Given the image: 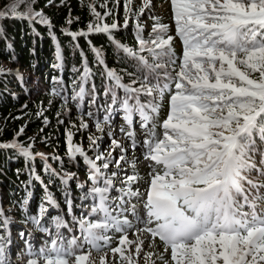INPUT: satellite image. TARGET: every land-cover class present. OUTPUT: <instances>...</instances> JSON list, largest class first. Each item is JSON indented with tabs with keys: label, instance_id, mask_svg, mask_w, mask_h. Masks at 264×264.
<instances>
[{
	"label": "snow or ice",
	"instance_id": "snow-or-ice-1",
	"mask_svg": "<svg viewBox=\"0 0 264 264\" xmlns=\"http://www.w3.org/2000/svg\"><path fill=\"white\" fill-rule=\"evenodd\" d=\"M34 3L35 0H12L7 12L0 11V19L10 15L32 21L39 17L40 23L50 26V20L34 10ZM115 3L119 5L120 0ZM132 3L125 0V27L130 13L139 17L151 7V0H143L133 13ZM100 6L107 9V0ZM171 6L175 37L182 44L179 57L172 47L175 37L168 34L170 26L153 17L157 22L148 39L137 23V48L117 44L136 62L135 71L127 73L130 83H123L122 75L106 66L101 72L109 82L104 88V95L111 99L109 109L122 110L128 126L138 115L144 130L138 145L133 131L120 129L133 150L143 147V158L149 162L150 179L140 200L142 210L134 205L130 210L126 207L130 198L141 197L139 189L132 187L138 174L127 175L121 188L115 189L113 178L118 173L109 175L104 171L109 169L105 156L98 154L94 160L86 157L91 168L88 179L93 204L87 215L76 221L81 235L65 238L60 229L68 228V223L60 216L53 217L56 238L38 252L29 246L32 258L26 264H85L90 256V252L84 254L85 245L96 251L110 248L121 261L132 264V255H125L122 246L135 244L139 256L145 243L137 235L140 233L151 237L149 247L156 239L163 245L158 255L161 264H169L165 259L169 253L171 264H264V0H171ZM88 7L94 17L88 31L65 29V34L76 39L92 32L110 34L118 28L115 22L103 23L112 14L111 9L102 15L96 11L95 0ZM66 22L71 25L73 20L69 17ZM96 55L97 63L103 65L99 52ZM92 75L85 64L73 100L83 101V85ZM92 88L95 91V84ZM166 95L168 111L161 121ZM117 105L118 109L114 107ZM110 118L104 116L103 123ZM81 127L87 128L88 124L82 121ZM95 127L104 130L100 121ZM23 132L22 127L17 135ZM89 139L96 144L94 138ZM67 143L70 158L85 156L80 146L73 145L71 132ZM112 146L124 150L115 139ZM0 148L18 149L29 159L33 155L15 140L0 143ZM124 160L123 155L115 160L118 169ZM96 161L102 163L98 165ZM138 162L139 158L129 163L135 169ZM70 178L61 182L67 184ZM114 189L119 195H110ZM46 200L51 207H59L50 194ZM66 204L71 212L72 201L67 199ZM47 211L41 205L40 216ZM31 219L40 223L37 217ZM7 223L5 220L4 225ZM130 231L137 235L136 241L129 240ZM109 233L121 234L119 246L110 247L113 237ZM3 241L0 236V264H7ZM153 255L145 254L146 264H156L151 260ZM101 264H106L103 257Z\"/></svg>",
	"mask_w": 264,
	"mask_h": 264
},
{
	"label": "trees",
	"instance_id": "trees-1",
	"mask_svg": "<svg viewBox=\"0 0 264 264\" xmlns=\"http://www.w3.org/2000/svg\"><path fill=\"white\" fill-rule=\"evenodd\" d=\"M11 2L12 0H0V11L7 12ZM92 2L93 0H52V3H49L48 0H35L34 10L47 17L51 22L50 26L40 23L39 17L32 21L15 19L10 15L0 19V67L18 68L29 78L35 89L34 93L14 98L10 91L5 90V86L12 82V78L0 77V143L7 144L15 140L29 148L32 154H37L38 149H43L50 156L46 161L31 160L24 157L18 149L0 148V189L6 192V203L12 207V215L20 220H29L34 232L38 233L40 232L38 227L41 225L48 227L53 221L52 218L57 216L52 210L45 212L43 217L40 216L41 205L49 208L44 191L37 183L38 176L41 184L45 185L49 194L56 199L64 215L75 212V216L68 222L72 233L60 229L67 239L73 235H81L76 224V221L83 217L79 209L89 212L93 204L89 195L91 182L88 179L91 168L86 157L94 160L98 154L105 156L106 162H109V169L104 171L109 175L111 172L118 173V176L113 178L115 189L121 188V182L128 174L134 172L138 174V181L141 174L133 168H124L122 164L125 160L121 162L119 169L114 164V161L123 154L119 153L121 151L119 148H113L112 140L118 141L124 135L117 128L116 121L121 119L119 123L123 127L126 123L122 110L109 109L110 96L104 95V88L109 82L101 72L106 66L121 74L123 83H130L127 73L135 71L136 62L122 48L117 47V44L137 48L136 25L139 23L142 26L143 22L140 17L130 13L131 18L127 27L120 23L123 18L121 3H125V0H120V5H116L115 0H108L107 9L100 6L103 0H95L96 11L102 15L106 10H112V14L105 17L103 23L111 25L116 21L118 28L113 29L110 34L92 32L76 39L65 34V29L72 32L88 31L89 22L94 20L88 7ZM138 9L134 8L133 13ZM20 10L24 11V8ZM69 17L73 20L71 25L66 22ZM152 18L147 17L150 28L142 33L145 39H148L152 25L157 20L164 25L160 19ZM173 48L179 57L178 49ZM97 52L104 61L103 65L97 63ZM85 64L93 75L83 85L86 89L83 101L73 100L72 96L79 91ZM168 70L171 71V67ZM93 84L95 91L92 88ZM118 94L123 95L122 90H118ZM114 107L118 109V105ZM162 111L161 108L160 114ZM89 112L93 115H87ZM106 115H110L111 118L108 123H103ZM82 121L88 124L87 128L81 127ZM97 121L102 123L103 132L96 129ZM133 121L135 125L140 124L139 116L135 115ZM22 127L24 132L17 135ZM69 132L72 133L73 145L80 146L85 156L77 155L74 159L69 157L67 143ZM89 137L96 140L95 145L91 143ZM123 138L126 141L124 151L136 154L138 149L131 152L129 139ZM111 147L113 152L109 151ZM108 153L114 158L108 157ZM96 163L99 165L102 161ZM69 176L71 178L65 186L60 177ZM135 184L134 182L132 187ZM115 189L110 193L111 196L119 195ZM67 199L72 201L71 212L66 204ZM32 217L39 218L40 223L38 225L33 223ZM0 236L3 234L0 233ZM35 239L44 244L48 242L45 236L37 234ZM154 246L160 247L158 242H155ZM86 247L90 248L88 245L84 246ZM107 249L103 248L101 252L108 254ZM111 255L109 253L106 257V264H125L120 257ZM165 259L168 260V255Z\"/></svg>",
	"mask_w": 264,
	"mask_h": 264
},
{
	"label": "rangeland",
	"instance_id": "rangeland-1",
	"mask_svg": "<svg viewBox=\"0 0 264 264\" xmlns=\"http://www.w3.org/2000/svg\"><path fill=\"white\" fill-rule=\"evenodd\" d=\"M107 2H108V0H107ZM104 3H105V0H103V4ZM124 4H125L124 2L121 3V7H122L121 8L122 9L121 14L123 15V18L120 21V23L122 25H124V21H125ZM142 4H143V0H133V3L131 4V8L134 11V8H140L142 6ZM139 17H140L141 21L143 22L142 28L144 30H148L150 28V25L148 23L147 17H156V18L160 19L161 21H163L164 25H169L170 26V31H169L168 34H170V35L175 37V23H174V19H173L171 0H151V7L149 9H146L144 14L142 16H139ZM130 18H131V15H129V21H130ZM114 22L116 23V21H114ZM172 42H173L172 43V47H175V48L178 49V53H179V56H180L181 53H182V46H181V41H180L179 37H175V39ZM13 69L17 70V68H13V67L1 66L0 67V74H6L8 72L12 73ZM19 73L24 74L21 71ZM18 79H20L21 84H23V87H26L28 89V90H26V92L28 94L35 92V89H33V86L30 83L29 78L26 77V75L24 77L19 75ZM131 131H133L135 133V138L137 140L138 139H139V141L143 140V138H144V130L143 129L140 130V131L131 129ZM98 132H100V131H98ZM105 133H106V131H105ZM118 142L122 146H124L125 143H126V141H125V139L123 137L118 139ZM118 150H121V151H119V153L123 154V156L125 157V161L122 164L124 168H128V165H130L129 162L133 161V160H136L140 156V152H138V154H135V155H130L129 152L124 151V150L122 151L121 148H119ZM109 151L113 152L112 151V147L110 148ZM41 154H42L43 158H41ZM32 157H34L35 159H41V160L44 159L46 161L50 156L45 150L38 149L37 154H33ZM111 157L114 158V156H111ZM114 164H115V161H114ZM138 166L140 167L139 171L141 173L140 174V180L139 181L137 180L135 182L136 184L133 186V188L134 189L138 188L139 191H142L143 182L141 183V181H143L146 176L147 177L149 176L148 173H149L150 169H149L148 166H146L145 162H143V161H142L141 164L137 163L135 168H137ZM65 178H67V177H65ZM85 188H86V186H85ZM5 196H6V192L3 189L2 190L0 189V211L6 209L7 213L9 212L10 214H12L11 213L12 212V210H11L12 207L11 206L9 207L7 205ZM141 199H143L142 195H141L140 199L131 198L130 202L126 205V207L130 210L131 207L134 205L138 211H141L142 210V204L140 202ZM128 218L132 219L131 215H129ZM5 220L6 219L3 218L2 222L4 223ZM9 220L11 221L12 219L9 218ZM25 225L30 227V224L28 222ZM138 235H139L140 239L145 241V243L143 245V251L140 253V255L137 256L136 253H135V244H133L132 246H130V248L125 250V255H128V254L132 255V264H146V259H145V254L146 253H154V255L151 257V260L155 261L156 264H161V261L158 259L157 253L158 252H163V247L162 246H160L159 248H156L155 246L149 247V241L150 240L148 239V236L146 235V233H140ZM132 239L133 240L134 239L137 240V236H135ZM16 257H17V254H13L9 258V260L7 262H9V264H17ZM101 258H99V262H98L97 259L95 258V254L92 253L91 259H88V261L85 262V264H101ZM124 262H125V264H128L127 261H124ZM71 264H73V262ZM147 264H151V261H148Z\"/></svg>",
	"mask_w": 264,
	"mask_h": 264
}]
</instances>
